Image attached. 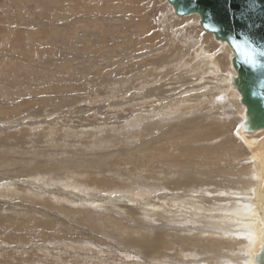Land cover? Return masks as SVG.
Masks as SVG:
<instances>
[{
    "label": "rangeland",
    "instance_id": "1",
    "mask_svg": "<svg viewBox=\"0 0 264 264\" xmlns=\"http://www.w3.org/2000/svg\"><path fill=\"white\" fill-rule=\"evenodd\" d=\"M198 20L166 0H0V264L250 258L230 217L264 229V130L236 137L232 52ZM188 228L207 235L177 261Z\"/></svg>",
    "mask_w": 264,
    "mask_h": 264
},
{
    "label": "water",
    "instance_id": "2",
    "mask_svg": "<svg viewBox=\"0 0 264 264\" xmlns=\"http://www.w3.org/2000/svg\"><path fill=\"white\" fill-rule=\"evenodd\" d=\"M176 15H196L200 27L232 52L231 86L245 109L246 132L264 129V0H166ZM236 129L235 135H238ZM256 261V262H255ZM264 264V255L255 258ZM254 263V264H255Z\"/></svg>",
    "mask_w": 264,
    "mask_h": 264
},
{
    "label": "bare ground",
    "instance_id": "3",
    "mask_svg": "<svg viewBox=\"0 0 264 264\" xmlns=\"http://www.w3.org/2000/svg\"><path fill=\"white\" fill-rule=\"evenodd\" d=\"M167 2V1H166ZM168 3V2H167ZM168 6H169V8H170V10L176 15V13H175V11H174V8L168 3ZM178 16V15H177ZM181 17V16H180ZM199 19V18H198ZM197 23H198V25H200L199 24V20L197 21ZM208 34H210V33H208ZM211 35V34H210ZM212 38H213V40L215 41V42H218L219 43V45L221 46V47H224V48H226V46L228 47V45L227 44H224V43H222V42H220V41H217L213 36H212ZM228 53H230V52H228ZM211 54V53H210ZM232 55V54H231ZM231 55H229L230 56V71H229V73H228V75L226 76L227 77V84H226V86H227V88H228V90H230V92L229 93H233L234 94V96H235V98L236 99H238V102H239V104H240V101H239V94L236 92V90H234L233 89V87L231 86V83L233 82V80H234V78H235V76H236V74H235V72H234V70H233V68H232V65H231V58H232V56ZM212 56V55H211ZM213 60V59H212ZM211 63V62H210ZM209 64V63H208ZM212 65H214L215 66V64H212ZM222 81H224V80H222ZM233 97V96H232ZM234 98V99H235ZM233 101V100H232ZM235 102H236V100H235ZM241 105V104H240ZM242 106V105H241ZM241 108V107H240ZM242 118H241V120H240V122H239V125L237 126V130H238V135L240 136V140L241 141H243V142H245L246 143V137L245 136H248V135H250V134H255V133H260L262 130H258V131H254V132H246L245 131V129H244V126H246V116H245V109H244V107L242 106ZM264 130V129H263ZM237 137V136H236ZM249 139V138H248ZM249 141V140H248ZM251 141V140H250ZM249 141V142H250ZM251 143V142H250ZM179 144H181V143H179ZM247 144H248V142H247ZM257 144V143H256ZM181 146V145H180ZM262 147V146H261ZM249 148H250V146H249ZM250 150L253 152V157H254V160H257V164L256 165H258V167H260V168H262L263 166L260 164V163H262V161H263V159H264V155L263 154H259V150L260 149H257V147H252L251 146V148H250ZM260 152H261V150H260ZM250 159V158H249ZM254 165V164H253ZM253 167H255V165L253 166ZM257 167V166H256ZM263 170V169H262ZM254 175V174H253ZM262 174H260L259 173V170H256L255 169V175H254V178L255 179H257V178H260V177H262L261 176ZM259 180V179H258ZM253 182V181H252ZM262 182V181H261ZM257 183H259V182H257ZM260 184H262V183H260ZM255 186V185H254ZM260 185H256V188H257V190H255L254 191V193L256 194V196H257V203L259 204L260 203V207L259 206H257V207H259V208H261L262 209V212L264 213V189H262L261 188V186L259 187ZM176 187H178V185H176ZM251 189V188H250ZM230 193V192H229ZM248 193V192H247ZM251 193H252V190H251ZM250 193V194H251ZM226 194H227V192H226ZM231 194V193H230ZM253 194V193H252ZM228 195V194H227ZM213 196V195H212ZM255 196V197H256ZM210 198V200H211V196L209 197ZM218 199V198H217ZM242 201V204L243 203H245L246 201H244L243 199L241 200ZM212 202V204L215 206L216 204H214L213 202H214V200H212L211 201ZM247 202H248V200H247ZM256 203V204H257ZM227 204V203H226ZM243 206V205H242ZM241 206V207H242ZM251 207V206H250ZM211 208H212V206H211ZM244 208V207H243ZM242 208V209H243ZM255 209H257V208H255ZM229 210V209H228ZM234 210H235V208H234ZM245 211V210H244ZM252 212V211H251ZM223 213V212H222ZM226 213V212H225ZM254 213V214H253ZM253 213L250 215L249 214V216L248 215H246V217H240V216H234V215H232V217H230V218H234L235 219V221H237L238 220V222L237 223H241L242 221H244L245 223H246V225H244V227H242V228H240V231H241V229H243V231H242V233L245 231L246 233H247V235L246 236H249L248 238H247V248H248V255L250 256V258H248V260L247 261H245V264H254L256 261H255V258H257V257H259V256H262V255H264V229H260V231H257L256 230V225L254 224L255 223V221H254V218L252 217V216H254L256 213H258V212H256V211H253ZM219 215V214H218ZM226 215V214H225ZM230 215V214H229ZM239 215V214H238ZM242 215H245V214H242ZM223 217V216H222ZM229 218V219H230ZM253 218V219H252ZM219 219H221V218H219ZM227 219V218H226ZM262 219H264V216L262 217ZM222 220V219H221ZM223 221V220H222ZM225 221V220H224ZM227 221V220H226ZM225 221V222H226ZM231 221V220H230ZM243 223V222H242ZM224 224V223H223ZM218 225V224H217ZM220 225H222L221 224V221H220V224H219V226ZM241 227V226H240ZM46 228V227H45ZM225 228V227H224ZM189 229V230H188ZM188 229H186V230H184L185 232H186V234H183V233H178V234H175V239H173V240H176L177 238H179L178 240H180V241H182L183 242V246H185V248L186 249H184V253H182V252H179V253H176L177 255V257H176V260L177 261H179L180 260V258L182 257V256H184V255H187L188 256V254L190 253V252H192V251H195V248H196V245L198 244V242H200L199 244H202L203 242L200 240L201 239V237H202V235L204 234L205 235V233H203V232H201V234L199 233V231H202V230H199L197 233H191V231L192 230H195V229H197V228H195V229H193V228H188ZM198 230V229H197ZM210 230V229H209ZM211 231V230H210ZM220 231H222V230H220ZM218 233V232H217ZM166 234H167V232H166ZM245 234V233H244ZM172 235V234H171ZM207 235V234H206ZM205 235V236H206ZM218 236H219V234H217ZM241 235V234H240ZM169 236V235H168ZM215 236V235H214ZM223 236V235H222ZM225 236H226V234H225ZM152 237V236H151ZM177 237V238H176ZM166 237H164V239H165ZM168 239H169V237H167ZM223 238V237H222ZM229 239V238H228ZM234 239V238H233ZM149 240V243L148 244H146V246L144 247V249H143V251H142V253L145 251V254H147V255H153L154 254V252H155V250L153 249V247H154V244L153 243H157L158 242V238H155V237H153V238H151V239H148ZM200 240V241H199ZM209 240H210V238H209ZM168 241H171L170 239L168 240ZM204 241V240H203ZM208 241V240H207ZM160 242H162V240H160ZM202 242V243H201ZM231 242V241H230ZM166 244V243H165ZM172 244V243H171ZM175 244V243H174ZM206 244V243H205ZM148 245V246H147ZM161 245H163V244H161ZM169 245V244H168ZM161 247V246H160ZM165 247V251H167L168 249L166 248V246H164ZM224 247H220V248H216L215 250H222ZM172 249H174V248H172ZM232 249V248H231ZM230 248L228 249V250H231ZM246 249V248H245ZM181 250H183V249H181ZM181 250H179V251H181ZM169 251V250H168ZM205 251L206 252H208V249H205ZM164 252V251H163ZM227 251H225V253H226ZM229 252V251H228ZM226 253V254H230V253ZM235 253V252H234ZM164 254V253H163ZM191 254V253H190ZM150 255V256H151ZM162 255V254H161ZM193 255V254H192ZM195 255V254H194ZM190 256V255H189ZM217 256H219V258H218V260H217ZM217 256H213L212 257V260H213V263L214 264H222V262L223 261H225V263L227 264H238V262L236 261V259H232V258H230V257H227V256H223V255H217ZM157 257V256H156ZM193 257V256H192ZM155 258V257H154ZM184 258V257H183ZM226 259V260H223V261H220V259ZM190 260V258H187V260ZM216 259V260H215ZM182 260V259H181ZM196 260V259H195ZM200 260V259H199ZM176 261V262H177ZM197 261V260H196ZM228 261V262H227ZM231 261V262H230ZM255 261V262H254ZM181 262V261H180ZM189 262V261H188ZM188 262H186L187 264H188ZM203 262V261H202ZM204 262H205V264L207 263V264H209V261H207V260H204ZM190 263V262H189ZM192 263H194V262H192L191 261V263L190 264H192ZM256 264V263H255Z\"/></svg>",
    "mask_w": 264,
    "mask_h": 264
}]
</instances>
